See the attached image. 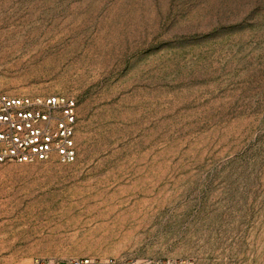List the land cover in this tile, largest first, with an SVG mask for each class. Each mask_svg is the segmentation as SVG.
I'll return each instance as SVG.
<instances>
[{"label":"rangeland","instance_id":"1","mask_svg":"<svg viewBox=\"0 0 264 264\" xmlns=\"http://www.w3.org/2000/svg\"><path fill=\"white\" fill-rule=\"evenodd\" d=\"M0 90L77 102L74 163L0 167V264H264V0H0Z\"/></svg>","mask_w":264,"mask_h":264},{"label":"built area","instance_id":"2","mask_svg":"<svg viewBox=\"0 0 264 264\" xmlns=\"http://www.w3.org/2000/svg\"><path fill=\"white\" fill-rule=\"evenodd\" d=\"M77 102L65 96H11L0 90V167L56 160L71 164L77 159L75 130ZM66 264H129L113 257L74 258ZM32 264H58L36 258ZM144 264H193L179 259Z\"/></svg>","mask_w":264,"mask_h":264}]
</instances>
